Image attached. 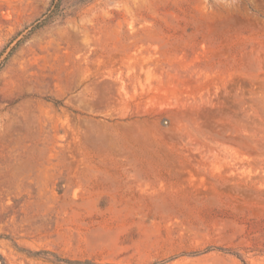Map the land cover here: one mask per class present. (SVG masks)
<instances>
[{
    "label": "rangeland",
    "instance_id": "rangeland-1",
    "mask_svg": "<svg viewBox=\"0 0 264 264\" xmlns=\"http://www.w3.org/2000/svg\"><path fill=\"white\" fill-rule=\"evenodd\" d=\"M0 0V264H264V0Z\"/></svg>",
    "mask_w": 264,
    "mask_h": 264
},
{
    "label": "trees",
    "instance_id": "trees-1",
    "mask_svg": "<svg viewBox=\"0 0 264 264\" xmlns=\"http://www.w3.org/2000/svg\"><path fill=\"white\" fill-rule=\"evenodd\" d=\"M62 3L63 0H52V3L47 9L46 13L32 25L30 34L48 25L55 16H58L61 12ZM59 261L65 264H95L91 261H70V260H59Z\"/></svg>",
    "mask_w": 264,
    "mask_h": 264
}]
</instances>
